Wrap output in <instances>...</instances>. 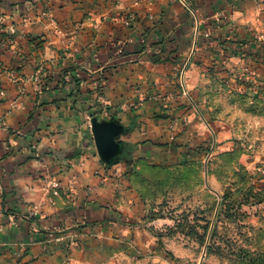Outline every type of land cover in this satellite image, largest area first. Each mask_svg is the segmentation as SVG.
<instances>
[{
  "label": "crops",
  "instance_id": "crops-1",
  "mask_svg": "<svg viewBox=\"0 0 264 264\" xmlns=\"http://www.w3.org/2000/svg\"><path fill=\"white\" fill-rule=\"evenodd\" d=\"M42 1L61 24L22 25L15 46L0 36V116L7 121L0 130V264H131L123 240L135 231L101 226L114 203L133 215L136 198L122 173L128 162L109 168L101 161L74 90L56 87L60 72L79 71L88 84L113 64L106 96L125 129L120 140L135 146L129 156L155 165L188 161L218 137V123L203 113L212 75L227 72L213 70H227L237 46L264 47V0H0V10L20 22L38 15ZM75 26L81 31L71 37ZM235 36L247 41L232 43ZM38 67L53 80L44 91L22 84ZM9 69L17 71L10 81ZM90 87L80 85L82 99ZM138 97L146 100L137 110L125 107ZM50 179L62 187L57 196ZM77 223L83 227L72 245ZM56 227L63 228L58 239L50 234Z\"/></svg>",
  "mask_w": 264,
  "mask_h": 264
},
{
  "label": "rangeland",
  "instance_id": "rangeland-1",
  "mask_svg": "<svg viewBox=\"0 0 264 264\" xmlns=\"http://www.w3.org/2000/svg\"><path fill=\"white\" fill-rule=\"evenodd\" d=\"M35 6L39 14L21 16L20 22H8L0 10V36L5 46L16 45L17 28L22 25H36L38 19L42 24H61L51 16L50 2ZM124 23L132 27L133 18L125 17ZM80 31L81 27L75 26L71 37ZM141 41L148 42L145 33ZM231 41L241 44L247 40L235 36ZM236 49L229 54L227 70H213L227 74L218 78L212 75L208 82L214 94L206 98L210 110L203 116L218 123V129H214L218 137H208L193 149L196 157L188 161L155 165L139 158L124 167L126 187L140 203L137 205L135 199L132 216L118 212L114 203L112 217L101 226L121 223L135 231L131 239L123 240L125 251L131 252L127 254L131 264H264V47ZM114 69L113 64L101 67L88 84L79 71L64 68L60 72L56 87L74 90V99L86 111L91 131L94 118L117 119L112 113L114 100L106 96L113 84L110 79ZM6 71L9 81L16 78L15 69ZM52 81L49 71L38 67L22 84L32 82L44 91ZM80 85L91 86L84 91L87 101L78 90ZM145 100L138 97L125 107L137 110ZM0 120L7 127L5 116ZM120 164L105 165L112 168ZM52 182L59 183L50 179L49 187ZM117 213L120 220L114 217ZM206 223L211 228L202 245L199 238ZM82 227L78 223L73 226L72 245L77 243ZM62 232V227H56L50 234L58 239L56 235Z\"/></svg>",
  "mask_w": 264,
  "mask_h": 264
},
{
  "label": "water",
  "instance_id": "water-1",
  "mask_svg": "<svg viewBox=\"0 0 264 264\" xmlns=\"http://www.w3.org/2000/svg\"><path fill=\"white\" fill-rule=\"evenodd\" d=\"M92 133L98 154L103 163L113 165L120 162L123 154L121 136L125 129L116 120H99L94 118L92 121Z\"/></svg>",
  "mask_w": 264,
  "mask_h": 264
},
{
  "label": "trees",
  "instance_id": "trees-1",
  "mask_svg": "<svg viewBox=\"0 0 264 264\" xmlns=\"http://www.w3.org/2000/svg\"><path fill=\"white\" fill-rule=\"evenodd\" d=\"M122 148H123V154L120 157V162H128V164H130L132 161H134L129 154L133 151V149L135 148L134 145H129V144H124L122 143ZM205 218H203L204 220ZM211 226L210 223H206L205 225L202 226L203 229V234L200 236L199 240L201 242V244H205L207 241V236L209 234V230H210ZM191 232L194 233L195 229L194 227L191 228ZM208 250H212L211 247H208Z\"/></svg>",
  "mask_w": 264,
  "mask_h": 264
},
{
  "label": "built area",
  "instance_id": "built-area-1",
  "mask_svg": "<svg viewBox=\"0 0 264 264\" xmlns=\"http://www.w3.org/2000/svg\"><path fill=\"white\" fill-rule=\"evenodd\" d=\"M6 128L5 122L0 120V129ZM50 188L53 190L54 195H59L60 190H62V187L57 182H52Z\"/></svg>",
  "mask_w": 264,
  "mask_h": 264
}]
</instances>
